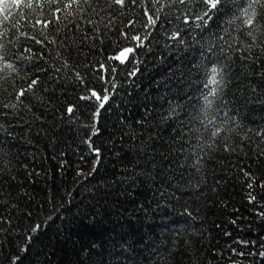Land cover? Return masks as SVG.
Listing matches in <instances>:
<instances>
[{"label":"snow or ice","instance_id":"obj_1","mask_svg":"<svg viewBox=\"0 0 264 264\" xmlns=\"http://www.w3.org/2000/svg\"><path fill=\"white\" fill-rule=\"evenodd\" d=\"M0 2L4 5L0 11V69L10 68L14 77H20L11 82L0 77V264H55L56 246L43 237L49 225L57 221L79 229V240L72 242L71 264H148L153 257L159 258L157 264H169L176 259L174 249L180 247L175 240L195 233L193 225L179 224L181 231L167 243L160 240L153 251L137 247L115 228L106 235L102 218L115 212L130 224L133 213H142L145 220L153 213L171 216L182 211L192 221L200 216L199 209L193 207L195 200L189 203L185 197H195L211 187L207 174L214 170L208 164L217 150L233 151L232 137L242 125L231 113L242 118L248 104H264V0ZM139 4L143 7L136 15ZM129 12L133 15L128 16ZM105 20L108 25H104ZM113 20L123 24V31L119 27L116 30L117 37H123L121 45L106 54L103 62L94 63L77 47L75 54L81 59L74 60L76 33L71 37L64 33L75 29L81 40L86 37L95 44L102 35L98 25L107 31ZM237 31L245 37L242 43ZM89 32L97 34L95 39ZM154 42L157 51L152 55L166 71L153 90L141 89L145 108L139 127L143 131L136 133L127 121L114 125L117 138L127 132L129 141L139 135L143 143L131 158L118 157L119 171H101L106 167V155L115 154L109 147L114 133L105 121L109 118L106 114L122 99L118 94L123 87L118 83L120 69L125 85L130 82L127 78H137L143 65L141 54ZM69 77L75 81L74 90L76 84L79 89L74 91V98L65 94L60 99L56 89L63 88V81ZM157 103L158 112L153 108ZM25 112L31 120H24ZM49 114L54 118L51 127H72L76 134L71 163L65 158L67 141L64 149H60L59 138L50 137L46 145L59 157L56 167L75 174L76 185L75 189L65 186L63 192L57 188L51 202L46 193L37 201V194L19 181L15 157L9 160L10 150L6 151V141L20 138L16 134L20 121L24 120L29 129L33 124L39 129ZM157 116L156 128L148 135L144 124ZM161 126L169 131L167 141ZM253 134L264 138V129ZM243 139L254 143L252 135ZM186 173L196 174L195 184ZM233 180L239 182L249 205L250 219L238 227L250 231L243 235L226 232L228 241L211 250L215 253L211 259L217 264H264V151L259 146L233 170ZM126 206H130L127 213ZM240 218L234 212L231 223L237 224ZM57 233L59 237L61 229ZM62 235L67 239L71 231ZM183 247L187 254L191 242L184 241ZM143 251L149 255L140 256ZM196 254L199 258V250ZM199 264H210L209 258Z\"/></svg>","mask_w":264,"mask_h":264},{"label":"trees","instance_id":"obj_2","mask_svg":"<svg viewBox=\"0 0 264 264\" xmlns=\"http://www.w3.org/2000/svg\"><path fill=\"white\" fill-rule=\"evenodd\" d=\"M160 3H165V0H160ZM3 7V3L0 2V11L3 10ZM142 7V4L136 7V15L141 14ZM13 13H15V9H13ZM132 15V12L128 13V16ZM104 25H108V20L104 21ZM104 25H98L101 28L102 35L99 42L95 44L86 37L81 40L80 33L76 32L75 29L64 33L65 36L70 37L73 36V33H76L74 37L76 43L73 45L74 60L79 62L81 59V56L75 54V49L77 47L81 50L83 57L90 58L94 63L96 60L103 62V57L106 54H110L121 45L123 37H117L116 30L119 27L123 31V24H121L120 21L113 20L111 25L108 26L107 31H105ZM165 26L166 25H162L161 27ZM90 27L91 25H85V28ZM137 27L139 26L137 25ZM15 31L18 32L19 30ZM88 35L95 39L97 34L89 32ZM237 36H239V41L242 43L245 37L240 36L238 31ZM9 39H11V36H9ZM21 39H23V37H21ZM85 45H89V47L85 48ZM96 49H99V51L97 52ZM64 51L67 50L65 49ZM155 51H157V48L154 42L153 45L150 46L148 52L141 54L140 58L143 61L141 73L138 74L137 78H127L130 82L126 85L124 84L125 77L123 76V69H120L118 83L123 85V87L119 90L118 94L122 99L118 100L113 109L106 114L109 118L105 121L109 130L114 133V138L109 142V147L114 148L115 154L109 153L106 155L104 159L106 167L102 168L101 171H119L121 160L118 159V157L124 156L131 158V153L134 150H139L140 145L143 143V141L139 140V135L134 136L133 140L129 141L127 132H125L122 137L117 138L115 136V131L121 121H127L135 127L136 133L143 131L139 127V124L143 123L141 117L143 116L145 108L143 102L144 92L141 91V89L146 91L153 90L155 82L161 78V74L166 71V66H161L155 62L157 58L152 55V52ZM49 55H53L54 62V54L50 53ZM30 67L31 65L26 66V68ZM0 77H5L9 82L14 78L17 81L20 79V77H14L10 68H5L4 71L0 69ZM133 79H135V83L131 82ZM60 83L61 81L58 80L57 84ZM73 84H75V81L71 77L63 81V88L56 89L57 96L60 99H64L65 94H68L69 97L74 98V91L79 89V85L76 84V89L74 90ZM155 94L156 93L153 92L154 96ZM129 100L132 102L128 103ZM6 102L7 101H5V103ZM117 108L120 109L119 112L116 111ZM153 108L156 109L157 112L160 111L158 103L153 105ZM153 114L155 115V113ZM231 115L234 119H240L242 125V127L238 129L237 134L232 137L235 142L233 151L226 152L217 150V154L211 157L208 164V168L214 170L209 171L207 174V183L211 184V187L205 188L195 197H185V200L189 203L195 200L193 207H197L200 211V216L197 217L195 221L187 220L182 211L171 216H165L162 213H153L152 218L147 220L143 218L142 213H133L131 217L132 223L129 224L124 221L123 217L113 212L111 215L102 218L104 228L108 230L106 235H111V229L115 228L117 232L125 234L124 239L131 240L137 247L152 248L153 251H156V246L159 244L160 240L167 243L169 237H175L177 232L181 231L179 229V224L188 223L196 228V232L185 234L175 240V243L180 245V247L174 249L176 259L169 261V264H199V261L203 260L205 257L209 258L210 264H217L215 260L211 259V257L215 255L211 250L213 248H218V246L225 245L226 241H228V237L225 233L231 231L234 235H243L245 232L250 231L248 228L241 229L238 227L241 224L248 223L250 219L248 216L249 205L243 198L239 182L233 180V170L238 169V164L247 161V158L256 152L257 146H259L260 151H264V138L257 139L253 134L258 129H264V104H248L242 111V118L235 113H231ZM147 119L149 118L144 117V120ZM24 120H31V116L27 112L24 113ZM24 120L19 122L20 127L17 128L16 134L20 138L10 142L6 141V151L10 150L8 159L12 160V158L15 157L13 163L16 164L15 170L19 173V181L27 187L30 193L34 192L37 194L35 199L40 201L41 197L46 193L48 200L51 202L56 195L57 188L63 192L65 186L75 189L76 185L73 184L75 174L71 172V169L64 170L63 168L56 167L59 157H55L51 151V146L46 147V145H49L50 137L59 138L61 141L60 149H64V142L67 141L69 150L68 156L65 158L69 159V163H71L72 160L75 159V154L71 151V148L75 147L73 139L76 134L72 127L63 125L51 127L54 123V118L51 114L47 116L46 122L40 123L39 129L35 127V124H33L31 129L25 127ZM158 120L159 116L156 117V120L151 121V123L144 124V128L148 129V135L152 134V130L156 128V121ZM114 125L116 127H114ZM161 127L163 128L162 135L165 141H167L169 131L166 126ZM244 135H252L254 143L248 144V142L243 139ZM137 141H139V143ZM25 165H27V167H25ZM82 167H86V165H82ZM185 176H191V182L193 184L196 183L195 173H186ZM213 181H218V183H213ZM56 198L60 199L61 197L56 196ZM73 203H75V201ZM129 207L130 206L125 207L126 213ZM234 212L237 216L241 217L237 221V224L231 223ZM43 214L44 213H42V215ZM173 221H177L178 223H173ZM58 228L61 229V235L59 237L57 233ZM69 230L71 231V235L69 238L65 239L62 233L63 231ZM78 231V227H70L62 221H57L55 225H49L47 236H44L43 239H50L51 243L56 246L55 264H71L74 259L72 255V242L73 240H79L77 235ZM147 237H151V240L147 239ZM153 241L156 243L153 244ZM184 241H189L192 245V247L187 248V254H185V249L183 247ZM197 250H199V258H197ZM139 255L147 256L149 253L143 251ZM189 257H191V262ZM158 259V257H153L148 264H157ZM128 264H134V262L129 261Z\"/></svg>","mask_w":264,"mask_h":264}]
</instances>
